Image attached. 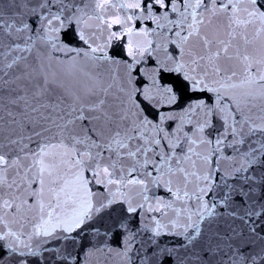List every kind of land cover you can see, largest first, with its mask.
<instances>
[{
    "label": "snow or ice",
    "instance_id": "1",
    "mask_svg": "<svg viewBox=\"0 0 264 264\" xmlns=\"http://www.w3.org/2000/svg\"><path fill=\"white\" fill-rule=\"evenodd\" d=\"M0 264H264V0H0Z\"/></svg>",
    "mask_w": 264,
    "mask_h": 264
}]
</instances>
